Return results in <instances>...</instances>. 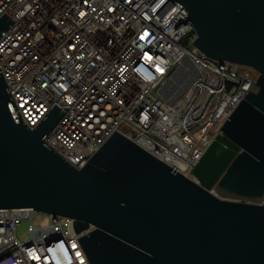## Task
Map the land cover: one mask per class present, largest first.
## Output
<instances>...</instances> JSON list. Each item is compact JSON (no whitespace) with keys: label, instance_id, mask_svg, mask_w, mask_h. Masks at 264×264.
<instances>
[{"label":"built area","instance_id":"obj_1","mask_svg":"<svg viewBox=\"0 0 264 264\" xmlns=\"http://www.w3.org/2000/svg\"><path fill=\"white\" fill-rule=\"evenodd\" d=\"M2 16L11 24L0 74L15 110L33 128L60 108L45 141L76 169L117 132L193 179L234 107L258 89L253 67L193 46L175 0H0ZM175 73L183 87H168ZM81 235L67 216L0 209V264H90Z\"/></svg>","mask_w":264,"mask_h":264},{"label":"water","instance_id":"obj_2","mask_svg":"<svg viewBox=\"0 0 264 264\" xmlns=\"http://www.w3.org/2000/svg\"><path fill=\"white\" fill-rule=\"evenodd\" d=\"M175 1L194 47L258 73L193 179L117 132L74 168L45 141L64 112L28 127L0 74V209L72 218L90 264H264V0Z\"/></svg>","mask_w":264,"mask_h":264},{"label":"rangeland","instance_id":"obj_3","mask_svg":"<svg viewBox=\"0 0 264 264\" xmlns=\"http://www.w3.org/2000/svg\"><path fill=\"white\" fill-rule=\"evenodd\" d=\"M182 69L183 70H186L187 67H188V64L186 63V61L182 62V65H181ZM173 83L177 84L178 85V88L179 86L183 87L184 84H185V81L182 80L181 82L179 81V75L177 73L173 74L172 77H171V83L169 84L168 87H170ZM47 219V216L46 215H43L42 217V220H41V223H44Z\"/></svg>","mask_w":264,"mask_h":264}]
</instances>
